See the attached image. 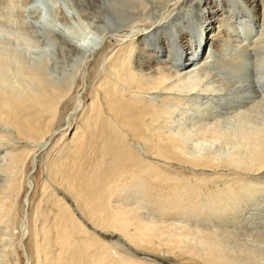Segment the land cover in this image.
Here are the masks:
<instances>
[{
	"label": "bare ground",
	"instance_id": "bare-ground-1",
	"mask_svg": "<svg viewBox=\"0 0 264 264\" xmlns=\"http://www.w3.org/2000/svg\"><path fill=\"white\" fill-rule=\"evenodd\" d=\"M77 2L0 51L4 264H264V0Z\"/></svg>",
	"mask_w": 264,
	"mask_h": 264
},
{
	"label": "rangeland",
	"instance_id": "rangeland-1",
	"mask_svg": "<svg viewBox=\"0 0 264 264\" xmlns=\"http://www.w3.org/2000/svg\"><path fill=\"white\" fill-rule=\"evenodd\" d=\"M10 1H12V2H10ZM46 1L47 2L45 3V5L41 6V4L36 3L35 0H9V1L4 0L5 3L3 2V0H0V29H2V33L1 34H3V36L0 34V37H1L0 51L1 52H3V49H7L8 51L15 49V51L18 54H20L21 56H23V55L25 56L26 55L27 56L26 57L27 62L30 63V61H31L33 67L37 63H39L37 61H41L42 60L41 62H45L47 59H51L49 56L43 55V56L37 57L38 59L39 58L41 59V60L40 59L38 60L36 58L37 55L34 56L35 57L34 58L32 54L28 53L29 51L33 52L31 50H34L35 47L38 46V44H39V46L40 45H47L53 39V37L48 35L46 31L45 32H37V33L31 32L30 27H28V25L26 23V18H27V20L29 19L28 15H30V16L33 15L34 18L38 17L41 21L48 22L49 24L55 23V22L58 21L61 24H64V26H62L61 28H65V27H67L69 25L71 27V29H72V32L74 34H77V36L78 35L82 36L83 34H85V32H86L85 31L86 30L85 29V25H82L83 26L82 27L81 23L83 21L82 20L81 21L78 20L77 16H76L77 12H80V11H78L79 8L76 5V3L78 4V2H77L78 0H46ZM2 19H4V20H2ZM65 24H67V26H65ZM259 29H257L256 31L258 32ZM83 30H84V32H83ZM13 31L15 32V34H14ZM11 33H13L16 36L12 35ZM255 35H257V33H254L252 38ZM4 42H6V44ZM3 46H4V48H3ZM28 46L32 47V48L30 47L31 50H30V48ZM8 48H10V49H8ZM28 49H29V51H28ZM20 50H22L24 52H22V51L20 52ZM35 51H37V49H35L34 52ZM36 59H37V61H36ZM63 70H64V72H61ZM67 70H68L67 66L66 67L62 66L61 69H60V73H61L60 76H65L63 74H65L67 72ZM10 71L11 70H9V73H11V72L12 73L11 74L8 73L7 75L9 76V78H11V76H12V78L9 79L8 77H6V80H9L8 81L9 83L11 81L13 82L14 80H15L14 82H17L16 84L13 82L15 85L11 82L9 84L11 87L16 88V87H21V86H24V85L27 84V80L26 79L23 80V78H21L18 75H16L14 70H12L11 72ZM18 81H19V83H18ZM71 112L68 113L67 118H69V114ZM193 135H192V137H191V139L189 141L190 142L191 141L194 142V144L192 142L189 144V141H187L188 142V147L190 145L189 149L192 148L191 145L194 148V145H196L197 143H198L197 146L200 147L199 137H197L196 134H193ZM214 145H216V146H214ZM221 145H223V146H221ZM212 147L213 148H211L210 150H207V151L210 152V153H212V151H213V153L218 152V153H216V155L218 156V159H222V160L226 159L230 154H232L235 151V150H232V148L230 149L231 146H226V145L224 146L223 142H217V143L213 144ZM216 147H218V148H216ZM49 148L46 149V151H48ZM46 151L44 150L43 153H45ZM52 153H54V154H52ZM52 153L50 155V159L48 160V163L50 162L51 159H54L55 157H57L58 151H56V152L54 151ZM42 165H44V168H43ZM42 165H40V166L38 165L36 167V172L34 173L35 177L37 178L36 179L37 182H36V186H35L36 190H35L34 199H33V202L35 203V204L33 203V206L35 205V207L38 205V203L41 200V195L43 193V189H44V186H45V183H46V180H47V173L45 171V167L47 165V161L45 163H43ZM37 168L40 169V170H38ZM37 171H38V173H37ZM4 180L5 179L3 178V180L0 181V183H1L0 184V193L2 192V187H3V184H4ZM50 185H52L53 189L56 190V194H57V196L59 198L67 197L62 189H60L58 187H54L55 186L54 183H51ZM33 191H34V189H33ZM0 197H2L1 194H0ZM259 202H258V200L254 199L249 204L253 207V209H255V208H257V206L262 205L264 203V200L262 202H260V203ZM43 206H44V204H43ZM21 207L22 206H21V200H20L19 206H18V212L20 214H21ZM46 207H47V205H45L43 208L45 209ZM259 208H261V207H259ZM52 217H53V214H51V218ZM192 223H193L192 225L194 226L195 222H192ZM46 227H48V225ZM201 228L206 229V227H201ZM0 229H1V227H0ZM1 233H2V231L0 230V236H1ZM27 243L29 245L30 242L28 241ZM4 251H5L4 244L0 241V264H4V262L6 260Z\"/></svg>",
	"mask_w": 264,
	"mask_h": 264
},
{
	"label": "water",
	"instance_id": "water-1",
	"mask_svg": "<svg viewBox=\"0 0 264 264\" xmlns=\"http://www.w3.org/2000/svg\"><path fill=\"white\" fill-rule=\"evenodd\" d=\"M33 190V185H32V188H31V191Z\"/></svg>",
	"mask_w": 264,
	"mask_h": 264
}]
</instances>
